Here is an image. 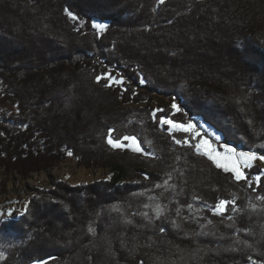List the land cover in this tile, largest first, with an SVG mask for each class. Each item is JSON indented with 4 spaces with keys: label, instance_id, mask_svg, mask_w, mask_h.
Listing matches in <instances>:
<instances>
[{
    "label": "trees",
    "instance_id": "obj_1",
    "mask_svg": "<svg viewBox=\"0 0 264 264\" xmlns=\"http://www.w3.org/2000/svg\"><path fill=\"white\" fill-rule=\"evenodd\" d=\"M0 103L4 174L109 172L32 189L0 222V264H264L261 168L237 181L196 151L198 128L163 123L264 155V0H0Z\"/></svg>",
    "mask_w": 264,
    "mask_h": 264
},
{
    "label": "rangeland",
    "instance_id": "obj_2",
    "mask_svg": "<svg viewBox=\"0 0 264 264\" xmlns=\"http://www.w3.org/2000/svg\"><path fill=\"white\" fill-rule=\"evenodd\" d=\"M172 104L173 102L171 98L159 94L154 96L153 106L157 110H160L161 108L163 109L164 106ZM4 105L5 103H0V108L4 107ZM192 125L194 126L193 130L195 128L199 129V135H196L197 139L195 146L201 144L203 140H207L211 148L215 149L213 143L216 142L220 144L222 142V136L216 131L214 132L213 129L205 124H198L195 122L192 123ZM170 128L173 131H183L172 127ZM184 132L188 133L189 131ZM217 137H220V139H217ZM221 146L224 149V152L221 153L215 149V154H219L221 163H228L229 167H231V162L227 159V148L235 149L236 153H248V151L238 150L234 147L227 146L226 148L225 144H221ZM206 150H209L208 146L201 147V153ZM244 164L245 162L240 160L238 166L243 170ZM248 166H258L264 173V161L256 160L251 162ZM108 177L109 172L107 169L92 168L86 164L78 163L73 159L65 160L50 170L31 174L25 180L22 176L15 173L4 174L3 171H0V187L2 188V186H5L4 192L0 195V222L21 216L32 195L31 190L34 188L51 189L54 187L55 182L60 181L66 182L72 186L87 185L107 179Z\"/></svg>",
    "mask_w": 264,
    "mask_h": 264
},
{
    "label": "snow or ice",
    "instance_id": "obj_3",
    "mask_svg": "<svg viewBox=\"0 0 264 264\" xmlns=\"http://www.w3.org/2000/svg\"><path fill=\"white\" fill-rule=\"evenodd\" d=\"M160 2L163 3L164 0H160ZM72 18L77 19V17H75V16H73ZM92 27H94L98 31L102 32L104 29L107 28V25L93 22ZM108 79H111V75L108 76ZM114 83H115V81H114ZM120 83H123V80H121ZM172 107L174 109H176L177 111H180V107L178 104L173 103ZM163 123L172 127V128L183 130V131H190V130H193V128H194V126L191 123H189L187 126H185L182 124H177L173 120H169V119H165L163 121ZM197 135H199V133H197ZM217 139H220V137H217ZM124 140L125 141L131 140L133 142V144L137 145L136 147L133 148V151L141 152L144 155H149L147 152H144V150L141 147H139V142L136 140V137L125 136ZM175 142L177 144L185 143L179 139H177ZM108 143L114 148H121V147L125 146L119 140L113 139L111 137V135H109V137H108ZM202 146H208V149H209V150H206L205 152H203L202 154L207 156V158L209 160H212L216 164V167H218V168L222 167L224 169V171H226V172L232 171V173L234 174L235 179L237 181H241V180L247 181V179H248V177L245 175V173L241 169V167L238 166V163L240 160H243L245 162V164H244L245 167L248 166L251 162L256 161V160L264 161V155H261V154L255 153V152L236 153L235 149L227 148V145H225V147L227 148V159L231 162V167H229L228 163H224V164L221 163V158H220L219 154H215V149L211 148V146L209 145V142L207 140H203L201 142V144L195 146L196 151L198 153L201 152ZM69 155H71V153H69ZM259 181H260V177L258 176L257 182H259ZM165 184H167V181H165ZM249 186H251V185H249ZM157 187H160V185H157ZM258 199L264 200V196H260V197H258ZM228 203L229 202L226 200H221L219 202V204L216 205L217 212L219 214H223V211L226 209ZM253 207H255V206L253 205ZM25 211H27V207L25 208ZM161 211L162 210H161L160 206L157 205V212L160 213ZM89 230L94 232V229H89ZM2 257H3V253H0V258H2Z\"/></svg>",
    "mask_w": 264,
    "mask_h": 264
}]
</instances>
